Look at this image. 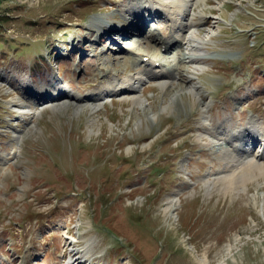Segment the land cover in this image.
I'll return each instance as SVG.
<instances>
[{
  "label": "rangeland",
  "instance_id": "374dc122",
  "mask_svg": "<svg viewBox=\"0 0 264 264\" xmlns=\"http://www.w3.org/2000/svg\"><path fill=\"white\" fill-rule=\"evenodd\" d=\"M131 1L0 0V264H68L77 245L82 264H264V172L238 168L237 175L249 172L240 178L246 188L226 192L203 184L223 168L224 153L199 139L201 105L189 93L176 99L179 91L170 90L179 80L167 88L145 75L139 106L116 96L95 112L76 101L48 103L61 92L99 93V66L104 73L111 66V77L139 72L130 46L156 45L148 33L156 25L166 32V21L121 28L125 18L142 23L121 12ZM207 1L199 36L221 31L205 45L213 57L197 78L213 101L205 123L214 116L228 126L232 116L235 128L250 130L251 120L264 122L254 116H264V0H229L222 9ZM234 19L247 31L231 29ZM179 49L168 53L175 62ZM17 95L40 113L13 109ZM173 195L181 199L165 211Z\"/></svg>",
  "mask_w": 264,
  "mask_h": 264
},
{
  "label": "bare ground",
  "instance_id": "6f19581e",
  "mask_svg": "<svg viewBox=\"0 0 264 264\" xmlns=\"http://www.w3.org/2000/svg\"><path fill=\"white\" fill-rule=\"evenodd\" d=\"M206 2L207 0H133L131 1V4L126 5L123 9H121V12H123L126 16L131 14L134 17V19L140 18L141 20L140 19L139 20L142 23L138 26L137 24L136 25L134 23L132 24L130 19L128 20V18H125L126 24L124 23L123 25H121V28L124 27L126 28V30L129 31L135 26L134 31L138 32L139 30H141L140 28L143 27L144 24H147L152 19H159L160 21H166L165 22L166 32H163L160 26H155L152 30H150V33H149V36H150L149 40H154L155 43L158 44V47L154 45H148L147 47L143 48V50L139 49V51L137 52L140 56L139 59L130 58L134 63H137L138 61L142 63L141 70L139 72H136L135 74H130L127 77L122 78L120 80H116V78L107 80L106 85L105 86L103 85V88L99 90V93H97L96 95L71 96L70 92H66V93L61 92L58 94L59 99L50 101L48 103L50 104V106H56L61 103L68 104L69 101L74 100L76 101L78 105L77 109H82L88 105L90 107L92 106L91 108L94 109V112H95V111H98V105H100L98 103L99 101L105 100L106 96L108 97L116 96L121 100L131 99L133 100L134 104H138L137 106H139L143 104V100L145 98L144 90L141 89V86L145 84L146 82V79L144 78L145 75L148 77V79H153L159 82L160 84L167 86V88H169L173 84L172 81L175 82L178 80L177 78H179L178 85L177 86L175 85L170 91L174 89H176L175 92L180 91L178 96L176 97V99H179V100H183V97H181L182 90H187L189 94H192L194 96V100L198 99L201 105V111H200L201 113H199V115H201V121L199 122L200 123L199 127L196 128V130L198 129V132H199V139L203 140V138L205 137L209 139L210 143H214V144H217L216 142L220 140L219 141L220 146L219 148L217 147L218 149L216 150L220 152V149L222 148L223 153H224L223 168L220 169L217 173L214 172L216 173L214 176L206 177L203 180L204 181L203 184L212 186L211 189L216 187L218 184H222L224 192H226L230 189H236L239 183L242 186H245L246 188L245 177H244L245 180L242 179L243 181L240 180V178H243V175L248 176L249 172L243 171L240 175H237L236 170L238 168L242 170L254 169L260 172H264V122L257 121V120H251L250 123L253 124V126L250 130H244V128L238 129L239 127L235 128L232 116L229 122L230 123L229 125H231V128L229 125L228 126L226 125L227 121H226V124H223V122L220 121L222 120L221 117L215 118L214 116H212L210 120L213 121V125H212V121L210 124L205 123L206 120H209V117L211 116L209 114L211 113V109H212L211 102L213 101L211 100V102L209 101L207 102L205 97L202 96L203 94L201 95L202 92L200 90H201L202 85L199 83V81H197V78L199 77L198 75L201 73L203 69V65L207 64V61L211 57H213V55L207 52V50L205 49V45L207 44V42L209 43L212 40L211 37L213 35L219 32L217 28L216 29L210 28L203 37L199 36L201 32L200 30H198V28L199 26L204 24L205 22L204 20L206 18L205 16L206 12L203 10V8L200 9L199 11H197L196 8L200 4L205 5ZM102 22L100 23L97 22V24L98 26H101L103 30L106 31V30L115 29L114 26L110 24H106L107 26H105L104 24H102ZM113 31L116 33L115 30ZM121 34L128 35L127 33L123 31L121 32ZM142 41H139V45L143 43ZM176 48H180L175 54L176 57H178L179 59V61H177L179 62V65L177 64V62H175V60L173 61V59H170L168 56V53H170L171 50L173 51ZM130 50L134 52V47L130 46ZM144 57H147L146 60L144 59ZM139 62L137 64H139ZM156 62H159V64H158V67L155 69ZM181 66L184 67L185 70L187 71L185 75L180 70ZM176 69L178 70L177 72H176ZM109 70H110L109 67H107L105 70V74H107ZM114 82L116 83L113 84ZM60 95L62 96L60 97ZM12 99H13V102H15V104H13V106L11 105V107L15 109L16 111H18L19 113H21V115H25L26 113L38 115L40 113V110L33 111L32 108L27 109V106L19 102L20 98L18 95L12 96ZM194 100L192 102L193 104H194ZM215 105L217 104L215 103ZM250 123L247 125L249 126V128H250ZM245 131H248V132H245ZM199 139L197 138V140ZM221 139H224V142H221L222 141ZM209 142L207 143L209 144ZM206 147H208V145ZM253 147L257 148L254 154H252L253 152L250 153V149H252ZM236 148H239V150L238 152L235 153ZM66 174L67 172L65 173V175ZM245 188L244 190L246 191ZM180 199L181 197H177L175 195L168 196V203L165 207V211L168 210L172 212V210L174 209V207H176ZM74 246H76V244H74L72 247ZM70 259L72 260L73 257H70ZM201 263L206 264L207 258L204 259Z\"/></svg>",
  "mask_w": 264,
  "mask_h": 264
}]
</instances>
